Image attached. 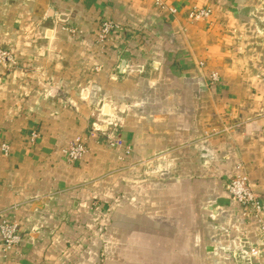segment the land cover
I'll list each match as a JSON object with an SVG mask.
<instances>
[{
    "label": "crops",
    "instance_id": "obj_1",
    "mask_svg": "<svg viewBox=\"0 0 264 264\" xmlns=\"http://www.w3.org/2000/svg\"><path fill=\"white\" fill-rule=\"evenodd\" d=\"M0 48V264H232L254 240L224 184L264 198V0H0Z\"/></svg>",
    "mask_w": 264,
    "mask_h": 264
},
{
    "label": "built area",
    "instance_id": "obj_2",
    "mask_svg": "<svg viewBox=\"0 0 264 264\" xmlns=\"http://www.w3.org/2000/svg\"><path fill=\"white\" fill-rule=\"evenodd\" d=\"M158 1V0H156ZM209 8H198L189 12L192 19L204 18L209 16ZM120 29L119 24L110 19H103L100 23L98 40L104 41L109 34ZM0 65L13 67L16 59L13 53L4 48H0ZM212 79H216V74H211ZM115 129V126H114ZM39 133L31 130L28 143L34 144ZM103 142L113 146L117 143L115 134H103ZM3 151L7 152V144H1ZM87 151V141L84 136H77L70 140L62 148V153L68 163L79 160ZM225 190L239 204L242 215L245 219L254 220L255 238L250 240L245 231L236 233L232 237V245L220 246L221 251L232 259V264H264V198L254 191L249 183L248 177L244 172H239L229 178L224 184ZM20 240L19 223L16 219L4 217L0 222V249L7 250Z\"/></svg>",
    "mask_w": 264,
    "mask_h": 264
}]
</instances>
